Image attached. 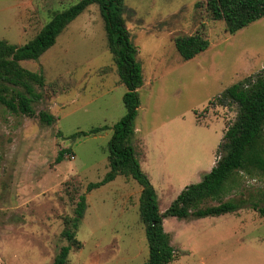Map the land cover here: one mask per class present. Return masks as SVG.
Masks as SVG:
<instances>
[{
    "label": "rangeland",
    "instance_id": "rangeland-1",
    "mask_svg": "<svg viewBox=\"0 0 264 264\" xmlns=\"http://www.w3.org/2000/svg\"><path fill=\"white\" fill-rule=\"evenodd\" d=\"M12 1L0 0V40L24 44L41 27L21 31ZM77 1L69 0L63 8ZM122 5L143 78L134 127L159 135L157 154L164 153L163 176H169L153 185L162 212L186 178V185L198 182L189 174L195 146L201 145L203 136L195 117L201 122L211 111L226 123L233 120L236 106L214 104L217 96L234 82L264 70V17L229 34L222 20L211 18L205 0H122ZM53 6L54 11L61 8ZM196 31L208 39V47L183 60L173 39ZM114 56L93 3L37 60L20 62L28 70L41 71L45 83L36 86L42 97L32 103L33 116L11 113L0 104V264H51L60 247L68 244L65 229L81 243L70 245L66 264H139L147 259L138 181L120 174L86 190L88 182L99 181L108 171L111 126L125 114L126 88ZM39 111L54 115V122L40 121ZM101 125L108 127L70 136ZM60 149H69L74 158L66 159L64 152L55 162ZM172 158L179 165L167 167ZM233 177L235 184L227 182L220 200L244 199L246 210L214 216L217 219H167L177 252L168 264H264V214L249 206L251 202L264 206V176L237 171ZM81 194L86 205L73 228L71 219ZM216 203L207 199L202 206Z\"/></svg>",
    "mask_w": 264,
    "mask_h": 264
},
{
    "label": "trees",
    "instance_id": "trees-1",
    "mask_svg": "<svg viewBox=\"0 0 264 264\" xmlns=\"http://www.w3.org/2000/svg\"><path fill=\"white\" fill-rule=\"evenodd\" d=\"M97 4L104 22L107 46L113 50L117 74L126 90L122 95L125 114L112 126V134L107 142L109 169L102 179L88 182L86 190L99 187L117 175L128 174L141 185L139 196V218L144 225L147 241V259L139 264H168L177 252L170 243V236L163 228V219L217 216L236 212L245 208L246 201L220 200L227 182L235 184L233 175L237 171L253 172L264 176V70L242 78L226 87L217 96L214 104L235 105L234 119L226 125L222 139L216 150V161L198 182L185 185L168 207L160 212L153 185L140 169L133 146L134 119L139 106L138 88L142 85V70L136 58L137 48L130 39L122 17V0H78L74 4L55 12L37 34L21 45L0 40V104L11 113L33 116L32 103L41 99L45 79L41 71H31L20 65L22 60H37L51 47L64 27L74 20L88 5ZM205 7L213 20H222L229 34L264 17V0H205ZM174 46L183 60H189L208 47V39L196 31L189 35L176 36ZM37 86V87H36ZM213 104V103H212ZM196 115V111H194ZM40 121L48 125L55 120L54 115L39 111ZM101 125L88 132L71 134L85 136L105 130ZM60 149L55 162L63 159ZM207 199L216 204L202 206ZM85 195L81 194L76 203L71 225L76 228L85 209ZM249 206L264 214V206L251 202ZM68 244L60 247L51 264H66L71 244L81 246L72 231H63Z\"/></svg>",
    "mask_w": 264,
    "mask_h": 264
},
{
    "label": "crops",
    "instance_id": "crops-1",
    "mask_svg": "<svg viewBox=\"0 0 264 264\" xmlns=\"http://www.w3.org/2000/svg\"><path fill=\"white\" fill-rule=\"evenodd\" d=\"M68 2L69 0H13L11 4H13V6L16 9L15 18L17 19L16 22L20 23L19 29L21 31H24L26 30L27 27L33 25L36 28L39 27L42 28L44 24L52 17V15L55 12L64 9L63 8L64 5H66V3ZM54 4H60L61 8H59V10L54 11L56 7L53 6ZM14 44L21 45L17 43ZM209 109L211 110V108ZM201 119H202L200 120L201 122H197L195 117V125L198 130H201L203 136L200 139L201 145L195 146L196 150H194L193 152L195 153L193 156L195 162H192V166L189 171V174L191 175L192 179L194 178V176H196L195 181H199L202 178L203 174L208 172L211 169V167L215 164L216 150L222 139V135L224 133V130L226 129V125L232 121L231 120L228 123H226L222 115H218V114L213 115L211 111L208 112L206 117L204 118L201 117ZM163 124L164 122H162V125ZM210 124L213 125L215 129H210L209 127ZM201 128H204V130ZM134 132L136 133L140 131L136 127H134ZM158 136L159 135L154 134L153 131L150 130V131H145L144 133L140 132L138 137L136 138L133 137V141H132L136 157L140 164V169L147 176V178L149 179L152 185H155L156 180L161 179L162 181H165V178L168 180L169 177V176H165V177L163 176L164 173L163 166H165L164 157H163L164 153L162 155L157 154L158 150L156 147L161 145L158 144V139H159ZM171 156H173L172 153H169V157ZM177 165H179L178 162L172 158L168 162L167 167H173ZM175 175L179 177L178 175H180V171L175 172ZM162 177L164 178L162 179ZM187 179L188 178H186L180 185L182 186L186 185L185 183L187 182ZM243 210L246 209L241 208L240 211L234 212L233 214L239 215L241 214V212H243ZM248 210L252 211L253 209L252 210L248 209ZM217 216H222V214ZM210 217H213L214 219L218 218L214 216H208L201 220H205ZM169 218H174V216H167L163 219V228L168 234H170V232L166 228L167 227L166 220L167 219L170 220ZM180 219H185V218H180ZM170 239H171L170 240L171 245L175 248L174 239L171 234H170Z\"/></svg>",
    "mask_w": 264,
    "mask_h": 264
},
{
    "label": "built area",
    "instance_id": "built-area-1",
    "mask_svg": "<svg viewBox=\"0 0 264 264\" xmlns=\"http://www.w3.org/2000/svg\"><path fill=\"white\" fill-rule=\"evenodd\" d=\"M65 156L64 157H67L66 159L68 160H72L74 158V155L72 152H68L66 154H64Z\"/></svg>",
    "mask_w": 264,
    "mask_h": 264
}]
</instances>
